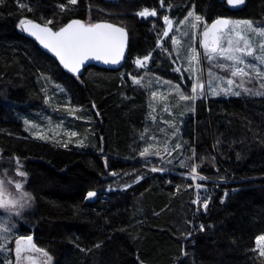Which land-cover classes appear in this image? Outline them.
Instances as JSON below:
<instances>
[{
  "label": "trees",
  "instance_id": "trees-1",
  "mask_svg": "<svg viewBox=\"0 0 264 264\" xmlns=\"http://www.w3.org/2000/svg\"><path fill=\"white\" fill-rule=\"evenodd\" d=\"M191 4L210 23L264 22V0L234 9L226 0H0V172L27 173L23 189L32 200L19 234H33L54 264H264L255 248L264 236V95L201 99L189 117L181 142L216 180L208 184L207 210L193 203L185 178L151 173L139 155L152 100L126 74L130 60L153 50L160 26L136 13L186 12ZM22 18L52 20L54 30L71 19L124 26L126 61L120 69L88 65L69 75L23 34ZM62 106L80 115L68 146L23 129L22 116ZM107 184L128 187L106 193ZM89 191L97 193L92 201ZM5 260L0 254V264Z\"/></svg>",
  "mask_w": 264,
  "mask_h": 264
},
{
  "label": "rangeland",
  "instance_id": "rangeland-1",
  "mask_svg": "<svg viewBox=\"0 0 264 264\" xmlns=\"http://www.w3.org/2000/svg\"><path fill=\"white\" fill-rule=\"evenodd\" d=\"M186 8V12L184 10L170 11L169 8H162V10H160L162 12L160 13L156 10L157 16L155 17L142 18L137 15V17L142 20L153 21L155 19H159V21L156 23L160 26V30L156 31L157 35L155 45L153 50L149 52L152 54L149 61L143 67H140L137 66L134 61L137 58L142 60L144 56L134 57L132 61H129V64L131 65L130 72L127 73L126 76L131 83H133V77L137 78L140 81V83L137 85L145 86L152 100V102L149 104L150 111L148 113L151 123L147 126V131L143 133L141 138V143L143 146L140 152L146 147L149 148L150 152V155L146 157L140 156L141 159L146 161L143 162L144 167L150 171L153 167L163 168V171L157 172L160 174L168 173L181 179L185 178L184 183H189L187 184L188 186L186 185V187H192L195 189L193 196L196 198L195 200L199 198L198 203L203 207L204 201L207 200L209 202L210 200L207 194V190L209 188L211 189V185L209 183L215 182L216 180L208 178L207 175L201 172L203 161L200 163L197 161L198 159L194 150H190L191 154L188 155V152L186 151L187 148H185L184 144L181 142L182 134L189 131L190 127L192 126L189 117L191 115L194 116L196 103L201 99L208 100L237 97L233 95H224L223 93L215 96L212 95V89L208 87L210 81L212 82L213 87L226 88L228 87L226 81L227 79L231 78L234 80V84L232 85L233 90L240 91L241 95L248 94L245 93L240 87L242 81L244 87L250 89L251 92H264V89L260 87L261 79L255 78L254 73L251 80H249L247 77H232L229 70H221L219 67H217L218 63L222 62L230 64V61H222L220 58H217L213 62H209L207 60V58L204 56V49L200 46L199 41L201 39L200 34L203 32L204 22L208 24H210V22L205 19V16H202L204 20L198 23L197 28L195 29L197 39L193 41L191 38V33L193 30L190 28L191 18L188 24H180V21L184 20L185 16H187L188 11L194 10V5H188ZM149 10L152 9L149 8ZM164 15H168L173 21L172 30L169 32L167 37L163 36V31L165 28L163 21ZM230 20L243 21L234 19ZM253 26L264 27V22L253 23ZM156 29H159V27ZM184 33H187V35ZM244 35L246 38L252 41L254 47L256 48V54L258 55L260 44L261 42H264V37H259L256 33L250 32H245ZM173 37H176L178 41V43L175 45L172 42ZM228 38L229 37H225L222 41L223 47L225 48L228 46ZM231 38L235 39V34H232ZM158 40L160 41V47L157 46ZM190 47H195L199 53L198 62H190ZM157 59L158 61L156 62ZM246 59H248L250 62L258 63V61H253L252 58ZM260 67L264 68V65H261ZM177 68H180L181 71L177 72L175 70ZM191 68L195 69L194 73L189 70ZM210 70L213 73L211 77L209 76ZM217 76L223 78V83L220 80L215 79ZM195 79H199L205 85V94L203 96H198L195 102H192L191 100H182L181 93L189 97L192 95V83ZM177 85L180 87L179 92L176 90ZM153 92L156 93L155 97L152 95ZM50 97L52 99L54 95L51 94V96L49 95V98ZM73 111L74 108L69 109L67 107V109H64V106H62L60 109H55V107H52L50 112H41L37 118L22 116L20 119L23 123V129L32 138L39 141L61 143L63 146H68L71 140L70 138L76 137L70 135L71 132H76L75 128L73 127V120L77 117H80L76 111ZM25 120H28L30 123L26 125L24 122ZM41 136L45 138L40 139ZM177 144L181 145V147L176 148ZM169 152H171V155L168 154ZM193 153L195 155H193ZM169 160H171V163H168ZM181 161L184 162L183 165L181 164ZM192 164L197 166L195 180L192 179ZM151 173L154 172L151 171ZM126 175L127 174H123L121 177H125ZM201 176L204 177L203 180L199 179ZM135 180L138 181V178ZM0 181L3 182V192L0 195H2V199L4 201H8L13 197H18L21 191L25 192L24 189L17 190L15 187L16 183H21L23 187L25 183L23 178L17 175V172H14V174L4 171L0 172ZM9 181H11V183H9ZM197 183L201 185L199 190H196ZM125 188L126 186L121 187L117 186L116 184H107L104 190L106 193H108L110 191H122ZM181 188L185 189V187ZM30 206L31 202L28 207L22 210V216L19 217L15 216L14 213L9 211L11 208L10 204L0 207V221L15 225L17 228V232L13 233V235L10 237V241L6 245V249L0 251V254L6 258V264H13L12 258L10 256L13 248V239H15L17 234L20 235V226L18 223L23 219V214L29 209ZM29 234L31 233H28V235ZM255 248L258 254L264 258V255L261 254L264 252V242H261L258 245L256 239ZM24 256L25 254L23 257ZM40 257L46 258L47 256L43 255ZM41 262L42 260L36 262L33 261L29 264H43ZM22 264H26V262L22 260Z\"/></svg>",
  "mask_w": 264,
  "mask_h": 264
},
{
  "label": "snow or ice",
  "instance_id": "snow-or-ice-1",
  "mask_svg": "<svg viewBox=\"0 0 264 264\" xmlns=\"http://www.w3.org/2000/svg\"><path fill=\"white\" fill-rule=\"evenodd\" d=\"M68 3L71 5H76L77 0H68ZM227 3L230 6H240L245 4V0H227ZM24 7V5H21ZM61 11L64 10V5H61ZM29 10H31L29 8ZM139 17H155L157 16V11L155 9L149 10L145 7L143 10L136 13ZM190 22V28L193 30L191 33V38L193 41L197 39V34L195 29L197 28L198 23L202 22L204 18L195 13L194 10L188 11L187 16L184 20L180 21V24H188ZM163 21L165 28L163 31V36L167 37L169 32L172 30L173 21L168 15L163 16ZM53 25L55 27V22L48 20L44 24L36 23L31 19L22 18L19 21V27L26 32L28 35L35 38L44 49L53 53L58 59L59 64L63 66L69 73L77 75L80 73L82 66L86 61L96 60L102 61L104 64L116 65L120 63L125 54V47L129 41V33L126 31L124 26L117 27L111 23H93V22H84L80 19H72L68 23L60 26L57 30H53V27L48 25ZM256 33L259 37H264V27H254L253 23L249 20L243 21H233L226 18H217L212 21L211 24L204 22L203 32L200 34V46L204 49V56L209 62H213L217 58H220L222 61H230V64L227 63H218L217 67L221 70H229L232 77H241L253 78V73L255 78L261 79L260 87L264 89V68L260 67L264 65V42H261L259 54H256V48L254 47L252 41L245 37L244 33ZM187 35V33H184ZM232 34H235V39L231 38ZM225 37H229L227 40V48L223 47L222 41ZM173 44H177L178 41L176 37L172 38ZM242 42V43H241ZM157 46L160 47V41L158 40ZM190 62L199 61V53L195 47H190L189 49ZM151 53L144 56L142 60L137 58L134 63L137 66L143 67L150 59ZM246 58H252L253 61L250 62ZM177 72H180L181 69H175ZM193 73L195 72L194 68L189 69ZM213 73L209 71V76L211 77ZM133 83H140V81L133 77ZM216 80H220L223 83V78L217 76ZM171 83V82H169ZM228 87H213L212 82H209L208 87L212 89V95H233L239 97L241 95L240 91H234L232 85L234 80L229 78L226 81ZM240 87L245 93L254 96H262L264 92L256 91L251 92L250 89L244 87L243 81L240 84ZM177 92L180 91L179 85L176 86ZM205 94V85L199 80L195 79L192 83V95L185 96L181 93L182 100H191L195 102L198 96H203ZM152 95L155 97L156 93L153 92ZM47 96L45 100L47 102ZM95 107V105H93ZM25 124H29L28 120L24 121ZM71 136H76V132H71ZM45 137L41 136L40 139ZM67 145H65L66 147ZM181 145L177 144L176 148H180ZM171 155V152L168 153ZM141 157H146L150 155L149 148H144L143 151L139 153ZM193 155H195L193 153ZM17 164H19V158H16ZM171 163V160L168 161ZM183 165L184 162L181 161ZM107 167V163H106ZM163 168L153 167L152 172L163 171ZM192 179H196L197 166L195 164L191 165ZM17 175L20 177H26L27 173L24 171L17 170ZM113 175H115L113 173ZM200 180H203L204 177H199ZM11 183V181H9ZM15 187L17 190H22L23 185L21 183H16ZM127 187V186H126ZM201 185L196 184L197 190H199ZM3 192V182L0 181V194ZM97 195L94 191H89L86 194L85 199L88 200ZM199 199V198H198ZM197 200H193V203H198ZM32 196L30 193L21 191L18 197H13L8 201L2 199L0 195V207L11 205L9 209L10 212L14 213L15 216H22V210L30 205ZM208 201L205 200L203 207L205 210L208 208ZM204 230L203 225H201V231ZM17 232L15 225H11L7 222L0 221V251L6 249V245L10 241V237L13 233ZM264 242V236L257 237V244ZM31 249H36V245L33 243V237L28 236H15V254L17 259L21 258L22 252H27ZM37 251H43L36 249ZM264 255V252L261 253ZM47 256V253H44Z\"/></svg>",
  "mask_w": 264,
  "mask_h": 264
},
{
  "label": "water",
  "instance_id": "water-1",
  "mask_svg": "<svg viewBox=\"0 0 264 264\" xmlns=\"http://www.w3.org/2000/svg\"><path fill=\"white\" fill-rule=\"evenodd\" d=\"M104 1H120V0H104ZM226 2H227V0H226ZM227 5H228L229 8H232V9L242 6V5H240V6H230L228 3H227ZM219 18H226V19H229V18H227V17H219ZM71 20H72V19H71ZM214 20H215V19H214ZM69 21H70V20H69ZM69 21H68V22H69ZM34 22H36V21H34ZM68 22H66V23H68ZM36 23H39V22H36ZM66 23H65V24H66ZM95 23H110V22H108V21H98V22H95ZM211 23H212V22H211ZM211 23H210V24H211ZM40 24H41V23H40ZM111 24H113V23H111ZM113 25H115V26H117V27H121V26L116 25V24H113ZM62 26H63V25H62ZM49 27H50V26H49ZM53 30H54V29H53ZM56 30H57V29H56ZM22 31H23V30H22ZM126 31H127V30H126ZM127 32H128V31H127ZM23 34H24L26 37H28V38H30L31 40H33V41L36 43V45L39 47V49H41L44 53H46V54H48L49 56H51V57H52V58L58 63V65L60 66V68H61L65 73H67V74H69V75H72V76H77V75H78V74H77V75H73L72 73H69L66 69H64L63 66L59 64V61H58V59L55 57V55H54L53 53L49 52L48 50L44 49L43 46L40 45L39 42L36 41L34 37L28 35V34H27L26 32H24V31H23ZM128 47H129V41H128V43L126 44V47H125V54H124L123 59H121L120 63H118V64H116V65H112V64H104L102 61L89 60V61H86L85 64L82 66L81 71H82L85 67H87L88 65H95V66H97V67L105 68V69H113V68H115V69H120V68L123 66L124 62L126 61L127 52H128ZM81 71H80V72H81ZM95 197H96V196H95ZM95 197L88 199V201H92V200H94ZM31 236H32V235H31ZM32 237H33V236H32ZM33 240H34V237H33ZM13 245H14L13 250H14V252H15V241H14Z\"/></svg>",
  "mask_w": 264,
  "mask_h": 264
},
{
  "label": "flooded vegetation",
  "instance_id": "flooded-vegetation-1",
  "mask_svg": "<svg viewBox=\"0 0 264 264\" xmlns=\"http://www.w3.org/2000/svg\"><path fill=\"white\" fill-rule=\"evenodd\" d=\"M132 61V60H131ZM21 236H24V235H21ZM15 241V239H14ZM33 243H34V240H33ZM35 244V243H34ZM36 245V244H35ZM14 247V245H13ZM36 249H40V250H43L39 247L36 246ZM36 249H31L27 252H22L21 253V258L18 260L17 257H16V254L12 248V262L13 264H22V260H24L26 262V264H29L30 262H33V261H41V263H46V264H54V259L53 257L48 254L46 251H37ZM47 253V257L46 258H42L40 256H43L44 253ZM25 254V256L23 257V255Z\"/></svg>",
  "mask_w": 264,
  "mask_h": 264
}]
</instances>
